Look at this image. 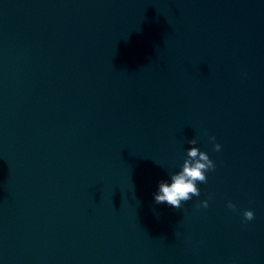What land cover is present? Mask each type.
Returning a JSON list of instances; mask_svg holds the SVG:
<instances>
[{"label": "clouds", "instance_id": "1", "mask_svg": "<svg viewBox=\"0 0 264 264\" xmlns=\"http://www.w3.org/2000/svg\"><path fill=\"white\" fill-rule=\"evenodd\" d=\"M215 140V136L209 137V141L213 142V150L219 152L221 145L215 143ZM188 143L196 145L197 140L191 139ZM215 167L214 161L209 158L206 152L201 151L195 146L189 148L181 170L171 174L170 182L168 180H161L159 182L158 191L153 194L155 203H166L173 208L180 209L183 202L200 196L201 193L197 184L207 183L206 173L214 171ZM208 206V200L201 201L196 205L197 208H207ZM227 207L233 211L236 210V205L232 202H228ZM243 218L245 221H252L254 219V212L252 210H245Z\"/></svg>", "mask_w": 264, "mask_h": 264}]
</instances>
